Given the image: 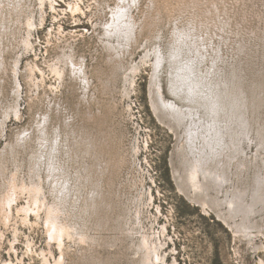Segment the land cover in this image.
Instances as JSON below:
<instances>
[{
    "label": "rangeland",
    "instance_id": "obj_1",
    "mask_svg": "<svg viewBox=\"0 0 264 264\" xmlns=\"http://www.w3.org/2000/svg\"><path fill=\"white\" fill-rule=\"evenodd\" d=\"M119 3L120 0H82L78 4L83 11L77 13H72L71 7L69 8V4L64 0H56L55 6L59 10L57 12H54L48 3L42 13L40 3H35L38 13V28L32 31L35 50L26 52L27 47L25 48L24 43L21 45L20 37L26 34V25L20 30L13 27L9 33H3L2 37L0 35V48L4 46L2 55L5 64V69H0V122L5 120L4 108L14 100V59L18 53H24L19 64L23 85L22 96L18 100L21 115H10L1 129L0 136V154L5 150L8 152L9 174L17 171L18 182L26 181L31 185L32 181L37 179L36 173L33 176L31 167L41 164L44 167L43 185L47 199L51 203L55 201L49 168L54 167V142L57 137L61 149L66 145L64 140H67L72 150L70 161L67 154L60 152L59 146L56 151V156L60 155L59 164L67 166V170L55 166V173L61 178H64L67 171L75 177L78 172L86 175L89 172L85 169L87 164L92 169L90 177L96 174L97 178L102 168L105 169L104 174L101 173L100 186L97 187L94 181L89 183L80 179L81 181L76 183L80 184L81 188L85 186L82 190L80 188L81 196L71 191L69 202L77 198L75 210L69 213L72 221L82 222L80 217L85 203L84 197L87 198L95 189L101 195L95 207L90 209L91 213L84 215L89 220V232L98 240L90 246L89 242L74 243L67 239L68 246L65 250L68 264H140L142 257L139 258L136 253L140 249L138 244L144 246L142 234H148L151 241L157 245L163 243L161 251L165 253L164 261L170 264L174 261L177 264H260V260H264V234L259 236L257 241L249 242L247 237L227 228L216 215L206 213L181 194L174 174L175 166L184 164L177 150L181 139L167 124L162 123L154 110L151 95L154 68L145 64L136 73H132L131 68L127 71V74L131 73L134 78L131 95L128 96L124 66L131 67V63L141 62L147 54L146 44L151 45L150 39L155 41V44L162 42L161 49L167 52L177 27L186 31H195L198 27L202 38L213 36L219 44H223L221 46L226 54L232 52V48L227 50L226 44H232L238 49L246 43L245 59L249 61H246L248 78L245 83L252 85V88L256 86L252 82L259 84L261 79L264 81V76L258 71L263 70L264 64V0H137L136 5L134 3L130 9L131 18L137 21L134 26V40L129 46L125 45L124 41L125 48L117 43L119 47L115 53L106 48L102 40L107 36L106 28L111 23L113 11ZM42 15L44 20L43 24H40ZM12 24L14 26V22ZM207 26H210V29ZM63 49L73 53L78 61L81 58L85 60L87 71L94 83L91 88L86 90L84 83L73 76L70 67L62 84L56 83V76L49 67L57 62L59 56L63 58ZM239 53L238 50L233 53L237 60L245 54ZM111 54H116L117 58L115 56L112 60ZM30 62L38 63L46 71L43 77L37 70L39 87L31 84L28 79L29 72L26 68ZM165 67L159 76L161 90L164 97L176 101L177 98L174 94L173 97L170 90L169 65ZM55 85L59 86L58 89L53 88ZM86 92L87 97H84ZM260 95H264V92ZM178 101L177 99L176 102ZM248 110L246 115L248 114V121L251 123L248 129L249 137L254 140L251 146L245 143L244 147L246 157L243 158H246L244 162L247 163V168H243L240 175L246 178L240 182L236 169L229 173V177L233 182L235 180L236 185L240 183L241 187H246L251 184V187L255 188L258 176V173H255L258 169L254 165L259 163L261 170H264V150L256 143L260 140L258 129L264 125V102L260 107L249 105ZM194 119L198 117L194 116ZM201 122L205 126V120ZM200 125L201 123L198 126ZM201 130L207 131L206 126ZM89 133L95 134V142L99 144L98 154L94 152V158L86 153L83 155L87 149L86 136ZM202 139L203 137L198 139V144ZM77 150H80L79 155ZM205 151L210 150L207 148ZM1 158L0 155V194L6 191V188H3L5 179L2 177L4 171ZM174 158L176 163L172 162ZM93 162L94 165L91 164ZM18 164L21 165L19 169ZM97 165L102 166L99 172ZM186 167H190L189 163ZM219 167L216 164L215 168L220 170ZM263 170L260 173L262 177ZM33 171L35 172L34 169ZM233 182L229 181L223 185L225 189H229L228 195L235 189ZM60 185L62 190L63 180ZM225 193L223 191L218 197L225 200ZM23 194L14 208L17 204L20 207L28 204V194ZM44 209L45 207H42L40 212L42 217L32 212L31 222L25 223L19 217V214L23 216V212L18 213L15 209L19 222L14 220L5 226V223L1 222L3 212L0 207V237L2 232L6 234V238L0 239V245H3L0 248L1 263L7 261L8 264H45L39 253L44 249L49 252L51 244L52 249H55L53 252L57 257L60 256L58 243L51 241L47 232L44 218L49 211H43ZM260 214L257 217H260ZM165 225L167 229L163 231ZM15 227L20 229L18 235L14 234ZM15 236H19L15 244L18 253L11 251L10 240H14ZM28 241L31 242V247H28ZM255 243L263 245L259 251L253 248ZM164 261L156 264H165Z\"/></svg>",
    "mask_w": 264,
    "mask_h": 264
},
{
    "label": "bare ground",
    "instance_id": "obj_2",
    "mask_svg": "<svg viewBox=\"0 0 264 264\" xmlns=\"http://www.w3.org/2000/svg\"><path fill=\"white\" fill-rule=\"evenodd\" d=\"M80 1L82 0H79V2H76L75 0H64V2L69 4V8L71 7V10L73 11H71L72 13H77L82 10V8L79 7L80 4H78ZM131 2L133 3L131 4ZM136 2L137 0H120L118 7H116V9L113 11L112 19L110 18L112 21L106 28L107 36L102 40L105 44V47L109 50H112V52L114 51L117 53L119 46L124 47V41H126L125 45L127 44L129 46L131 41L134 40V26L137 21L131 18L130 9L134 3L136 5ZM35 3H40V11L42 13L43 8L45 9L44 6L48 3L50 6H52L54 12L59 11L55 6L56 0H35ZM35 3L34 0H0V35L2 37L3 33H9L12 31L13 27L20 30L23 28V25H26V34H23V36L20 37L21 45L24 43L25 48L27 47L26 52L29 50H35L34 42L32 40V31L33 29L38 28V23L36 22V14L38 13ZM43 15L41 16L42 19L40 24H43ZM211 21L213 20L211 19ZM12 22H14V26ZM195 22L197 24V21ZM209 25L211 26L212 24ZM210 26L207 27L210 29ZM197 28L195 31L192 29L186 31L181 29L179 30L177 27V30L174 32L172 39L170 40L171 44L170 47H168V53L161 49L162 42L155 44V41L153 42L152 39H150L149 44L151 45L146 44L145 50L147 51V54L142 58L141 62L136 64L129 63L131 67L124 66L126 70L124 73L126 77L125 89L127 95L130 96V89L134 84V78L131 76V73L127 74V71L130 70V68L132 69V73H136L142 67V65H152V68H154V73L152 77L151 95L152 103L155 108L154 110H156V113L162 123L164 122L167 124L171 131L176 133V135L181 139L177 145V150L180 152L181 158L184 160V164L180 165V167L175 166L174 173L181 194L185 195L192 203L195 204V206L201 207L206 213H212L216 215L218 220L227 226V228L231 229L234 233L242 234L248 238L249 242H254L257 241L259 236L264 234V176L262 177L260 174L262 173L263 169L261 170L259 167L261 165L259 163L254 165L258 169L255 173H258L257 180L255 181L257 182V186H255V188H252L251 184H248L246 187H241L240 183L236 185L234 178L233 182L232 178L229 177V173L233 169H236L240 178V182H242L241 179L246 178L242 177V174L240 175L242 169L247 168V163L244 162L246 158H243L246 157V148L244 147L246 146L245 143L250 145L254 140L252 137H249L250 132L248 129L250 122L248 121V114L246 115V110L249 111V105H253L254 107L262 106V103L264 102V95L261 96L260 94L264 92V81L261 79V77H259L261 79V83L255 84L256 81L252 82L253 80L249 78L253 85H256L252 88V85L245 83L248 78V76L246 77V75H248V70L246 68L247 58L245 59L247 52L246 43L241 45L238 49H236L237 47L235 48L232 44H226L228 51L230 48H232V52L226 54L227 52H225L224 48L221 46L223 44H219L217 42L218 40L216 41L213 36L202 38V34ZM202 31H204L203 28ZM209 31L211 32V30ZM155 36L156 34L153 35V38H155ZM117 43L119 46H117ZM3 48H0L1 71L5 69V64L3 61L4 55H2ZM12 48L13 47H11V49ZM6 49L7 48H5V50ZM235 50L240 51V53H245L244 56L237 60V57H235L233 54ZM13 51H15V49ZM63 51V58L59 56L57 62H54L49 67L51 72L56 76V83L59 85L62 84V80L64 81L65 79L66 71L70 67L71 69L69 70H71L73 76L77 77L80 79V81H82V83H84L86 90L88 87L91 88L94 83L91 79V76L89 75V72L87 71L85 60L81 58L80 61H78L73 53H69V51H66V49H63ZM23 55V52L21 54L18 53L14 59V100L11 104H9V106L4 108L3 114L5 116V120L0 122V136L2 135L1 129H3L4 125L6 124V119H8L13 113L16 115V117H20L21 115L18 100L22 96L21 89L23 85L20 80V74L22 71L21 68H19V64ZM115 56L117 58L116 54H111L112 60H114ZM165 62H167L166 65H169L170 68V90L172 91V95L174 94L175 98H177L179 100L178 102H181V104L176 102L177 99L176 101L175 99H167L162 93L159 76L163 69H166ZM26 70L29 72L28 79H30L31 84L39 87L40 84L37 82V70L40 71L44 77V73L46 72L45 69L38 63L33 64L30 62L28 63ZM258 71L264 76V64L263 70ZM58 87L59 86L55 85L53 88L58 89ZM249 91H251L250 94ZM85 94L86 96L84 97H87V92ZM194 116H197L198 119H194ZM1 119L2 118H0V120ZM204 120L207 131L201 130L205 127L201 122ZM199 123H201L200 126H198ZM192 125H195L194 128L191 127ZM205 132L209 133V135H205ZM258 133L259 138H257L260 140L259 142L256 141V143H258L260 149L264 150V125L259 127ZM67 134L69 135V133ZM94 135L89 133L88 136H86L88 140V144L86 143L87 149L84 151V154L82 153L83 155L86 153L92 158H94V152L98 154L99 146L98 142H95ZM200 137H203V139L201 142L199 141V145L198 139ZM229 137L230 140L228 141ZM58 141L59 137H57L54 142L55 150L53 147H51V149L55 151L54 155L56 157V159L53 161L54 167L49 168L52 178L51 183L54 184L52 194L56 195V200L52 203L48 201L46 196L45 187L43 185L45 179L42 174L44 167H42L41 164L40 166L33 165L31 167L33 176L35 175L34 173L37 175L36 181H32L31 185H29L26 181L19 183V174L17 171L16 173L12 171L10 174L8 172V152L5 150L0 154L2 157V169L4 171L2 177L5 179V181L3 180L4 184H2L3 188H6V191H3L2 194H0V207L3 212L1 222L5 223V226H7L6 224L9 225L10 222L14 220L18 223V218L21 217L25 223L30 221L32 212H34L36 215L39 214V217H42L40 212L42 207H45L46 210L44 209L43 211H49L48 215L44 218V221L47 225V232L52 239L51 241L58 243V250L60 249L59 257H57V255L53 252L55 249H52V244L50 245L49 252H47L46 249L42 250L39 255L42 256L45 264H68L66 261L65 250V247L67 248L68 246L67 239L73 241L74 243L89 242L90 246L91 243H94L98 240L96 239V236H92L89 232V220L84 215L91 213L89 212L90 209L95 207L96 202L101 194H99L97 189H95L94 191L90 192L91 195H89L87 198L82 195L85 202L83 204L82 215L80 217L82 222L70 220L71 214L69 213L75 210V207L77 206V198H74L75 200L71 201V203L69 200L71 191H75L76 195L78 193L81 196V185L79 184V186L78 183H76L80 179H82V181H88L89 183H93L94 181L97 187L100 186L102 180L101 173L104 174L105 169L102 168V171H100V167L102 166L97 165V171H100V174H97V178L95 177L96 174H93L95 178L90 177L89 174L92 172V169H90V165L87 164L89 166L85 165V169L86 171L89 170V172L86 175H84L82 172H78L79 174H77L75 177L73 173L67 171L64 175V178H61L57 172L55 173V171H57V167L55 166H58L59 168L62 167L64 170H67V166L66 164H62V166L60 165L61 163L59 164L58 161L60 155L56 156V151L59 146L60 152H62L63 155L67 154L70 157V161L72 158V150L70 149L68 144L69 142L67 140H64L66 145L62 149L60 148V143L58 145ZM207 148H209V152L205 151ZM79 151L77 150L78 155ZM172 162L176 163L175 158L172 160ZM94 163L95 162L91 164L94 165ZM188 163L190 167L187 169L186 166ZM216 164L220 166V170L215 168ZM19 165L20 164H18L17 167L18 169L21 167V165L20 167ZM246 174L247 172L245 175ZM234 175L236 174L234 173ZM61 180L64 181L62 189L63 191L60 190ZM229 181L235 184V189L233 193L231 192V195H228L229 189H225L223 186L224 183ZM84 187H82L81 190L84 189ZM221 191L226 192V195L224 194L226 198L225 200H222L221 197H218V195L220 196L222 193ZM213 192L215 194H213ZM23 193L28 194V204L21 207L19 204H17L16 208H14ZM224 206H226V208H224ZM15 209L18 213L23 212V216H20L21 214H19V217L15 216ZM261 212L263 214H260ZM259 214L260 217H257ZM166 229V225L163 226V231H166ZM19 233V227H15L14 234L18 235ZM131 234H133L132 231ZM18 237L19 236H15L14 240H10L12 249L11 251H17V253L18 250L16 249L15 244L18 240ZM142 237L144 246L142 247L140 244H138L140 249L136 253L139 258L142 257L140 264H156L157 262L164 261L165 253L161 251V244L163 243L157 245L155 242L151 241V237L148 234H142ZM1 238L2 240L3 238H6L5 232L1 233L0 239ZM1 246L3 245H0V248ZM262 246L261 243L260 245L255 243L253 248L259 251ZM28 247H31V242L29 241ZM8 252L10 251L8 250ZM260 261V264H264L263 259ZM164 262L165 264H170L166 261ZM1 264H8V262L3 261ZM171 264H177V262L174 261Z\"/></svg>",
    "mask_w": 264,
    "mask_h": 264
}]
</instances>
